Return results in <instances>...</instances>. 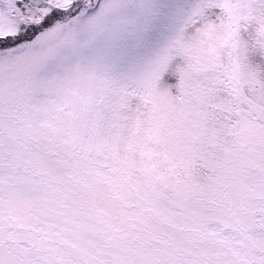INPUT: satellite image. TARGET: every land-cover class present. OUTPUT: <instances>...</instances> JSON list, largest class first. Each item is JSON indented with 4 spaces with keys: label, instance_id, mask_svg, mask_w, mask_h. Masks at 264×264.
Segmentation results:
<instances>
[{
    "label": "snow or ice",
    "instance_id": "snow-or-ice-1",
    "mask_svg": "<svg viewBox=\"0 0 264 264\" xmlns=\"http://www.w3.org/2000/svg\"><path fill=\"white\" fill-rule=\"evenodd\" d=\"M0 264H264V0H0Z\"/></svg>",
    "mask_w": 264,
    "mask_h": 264
}]
</instances>
